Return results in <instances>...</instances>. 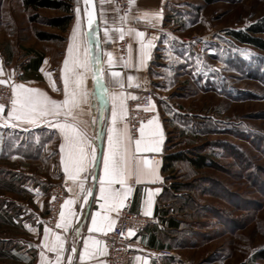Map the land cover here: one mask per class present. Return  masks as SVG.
I'll return each instance as SVG.
<instances>
[{
  "label": "rangeland",
  "instance_id": "obj_1",
  "mask_svg": "<svg viewBox=\"0 0 264 264\" xmlns=\"http://www.w3.org/2000/svg\"><path fill=\"white\" fill-rule=\"evenodd\" d=\"M34 14L23 0H0V70L10 67L11 92L20 79L16 70L37 53L52 58L62 44L36 37V31L59 35L48 21L62 14L42 10L32 22ZM263 23L264 0H168L152 71L153 105L167 123L166 154L210 162L202 170L180 162L167 174L165 208L182 220L175 264H264L256 258L264 250V50L233 36L264 40V32L252 31ZM38 142L50 147L52 158L54 134L0 127V178L22 179V194L0 189V203L11 202L16 212L36 210V188L48 196L58 184L53 162H37ZM22 234L19 227H0V238Z\"/></svg>",
  "mask_w": 264,
  "mask_h": 264
},
{
  "label": "crops",
  "instance_id": "obj_2",
  "mask_svg": "<svg viewBox=\"0 0 264 264\" xmlns=\"http://www.w3.org/2000/svg\"><path fill=\"white\" fill-rule=\"evenodd\" d=\"M89 15L92 20L91 26ZM167 16L168 0H134L127 16L118 13L115 0H75L74 19L64 34L65 40L59 45V53L52 58L42 54L43 61L37 70L23 69L20 79L11 83L12 92L14 85H23L25 88L37 89L45 93L52 100L63 101L65 76H71L73 61L87 56V71L77 68L78 72L83 73L82 87L87 92V100L77 110L80 114L76 121H72L70 116L61 115L40 117L30 122L27 119H17L15 115L10 116L11 108L5 112L0 111L2 128L17 130L21 135L54 134L57 145L52 158H50V147L46 148L42 146L43 142L42 145L38 142L35 149L41 156L37 158V162L49 164L52 161L53 169L59 174L58 183H64L67 192L62 208L64 219L61 220L60 217L56 226H52L46 222L50 194L46 196L43 189L36 188L33 200L38 204V208L27 211L22 206L23 209L12 219L11 227H19L23 232L22 236L0 238V247H5L10 256L0 257V264H57L58 253L60 264H106L107 236L116 226L122 210L126 207L134 214H141L153 220L136 241L140 252L135 254L132 264H175L173 256H163L160 253L163 250L174 253L178 235L182 234L181 229L174 230L171 227L168 216L162 212L167 204L166 176L163 172L168 142L167 123L154 107L157 113L149 120L153 123L149 125L147 121L142 126L145 128L146 140H160V151H144L142 145L141 151L136 153L135 140L140 138V132L138 137L133 139L126 120L127 99L136 98L142 92L152 89L153 65L159 49L163 47L159 36L165 28ZM141 32L144 33L142 37L138 35ZM121 36L129 39L125 56H122L118 50ZM70 46L71 55L68 52ZM66 60L69 61L67 68ZM9 68L0 71V80L7 82L11 80ZM96 69L101 70V79L107 89L106 94L96 84ZM71 87L70 80V90ZM113 112L116 113L115 123H113ZM65 120L76 123L85 131L88 145L95 149V164L80 172L76 181L69 179L64 171L62 158L65 153L61 151V145L65 143L64 133L52 126ZM125 126L131 141L128 144V154L129 157L135 155L140 164L141 175L139 182L136 176L132 175L124 186L119 183L112 185L114 189H120L122 192L127 191L129 187L132 191L124 198L122 207L109 211L107 205L101 208V204L105 202L101 199L99 191V180L104 177L103 158L109 152V135L113 136V142L116 139V132L110 130L119 131ZM153 131L157 132V135L150 137L149 133ZM144 160L151 161V166L146 167ZM56 180L52 178L49 185H54ZM81 183L84 191L81 190ZM105 183L107 184V181ZM87 191H91L92 195L86 197ZM150 198L151 203H149ZM69 200L74 203L66 205ZM98 212L99 216L96 215ZM105 215L108 220L102 219ZM93 217L97 220L96 228L92 225ZM110 222L111 228L108 227ZM0 223V227H7ZM46 228L49 230L47 241ZM57 237L60 238L59 241ZM52 247H55L56 251H51Z\"/></svg>",
  "mask_w": 264,
  "mask_h": 264
},
{
  "label": "snow or ice",
  "instance_id": "obj_3",
  "mask_svg": "<svg viewBox=\"0 0 264 264\" xmlns=\"http://www.w3.org/2000/svg\"><path fill=\"white\" fill-rule=\"evenodd\" d=\"M79 11V10H77ZM92 20L91 15H89V25L91 26ZM79 24L77 25V29ZM139 36H143L144 33H138ZM75 36V31H74ZM123 39V36H121ZM69 55L72 53L71 46L68 49ZM69 61H65V67L67 68ZM77 68H83L87 71V56L73 61V67L71 69V76H65L64 79V92L65 99L63 101H56L50 99L45 93L31 88H25L23 85H14L13 88V99L11 101V111L9 115H15L17 119H27L30 122L34 121L40 117H59L61 115L70 116L72 121H76L78 115L80 114L77 110L80 105L85 103L87 100V92L83 89V73L78 72ZM2 71V70H0ZM113 75H118L113 73ZM75 79H72V78ZM96 84L99 88L104 90L105 94L107 92L106 85L103 84L101 79V70L96 69L95 71ZM131 79V77H130ZM70 80H71V90H70ZM0 84H7V81L0 80ZM3 110V106L0 105V111ZM116 113L113 112V123H115ZM153 121H148L151 125ZM53 127L59 128L64 133L65 143L61 145V151L65 153L63 159L64 171L68 175V178L76 181L78 174L85 171L88 167L95 164V149L90 148L88 145L86 132L81 130V128L76 123H70L67 120L64 122H57L52 125ZM110 132H116V139L113 142V136L109 135V152L103 158L104 163V177L100 178V196L104 200V204H101V208L108 206V210H118L123 206L124 198L132 191L129 187L127 191L122 192L120 189H114L112 185L114 183H119L124 186L130 176L135 175L137 182L141 175V168L139 162H137L135 155L129 157L128 154V144L131 142L128 137L127 127L119 131L112 129ZM140 138L135 140V152L139 153L141 151V146L143 145L144 151L149 152H159L160 151V140L158 139H145V128L141 126L139 129ZM157 132L153 131L149 133L150 137H155ZM87 149V150H86ZM144 165L146 167L151 166V161L144 160ZM154 174V170H153ZM158 178V177H157ZM107 181V184L105 183ZM81 190L83 189V183L80 184ZM158 191V190H157ZM92 195L91 191H87L85 196ZM74 201L69 200L66 205H70ZM151 203V198L149 199ZM151 214L150 212L148 213ZM97 216L100 215L98 212ZM61 220L64 219V213H60ZM103 220H108L107 215L102 217ZM93 228H96L97 220L95 217L92 219ZM111 222L108 227L111 228ZM92 229H90L91 231ZM102 230V229H97ZM49 230L45 229V240L47 241V232ZM131 231V230H130ZM59 241L60 238L57 237ZM47 247V245H45ZM60 247H63V242H60ZM51 251H56L55 247L50 249ZM85 250H87V245H85ZM75 251V248H73ZM57 264L59 262V253L57 254Z\"/></svg>",
  "mask_w": 264,
  "mask_h": 264
},
{
  "label": "built area",
  "instance_id": "obj_4",
  "mask_svg": "<svg viewBox=\"0 0 264 264\" xmlns=\"http://www.w3.org/2000/svg\"><path fill=\"white\" fill-rule=\"evenodd\" d=\"M134 0H115L117 11L121 16H127ZM129 39L124 37L118 42V50L122 56L126 55ZM16 78L21 77V72L16 70ZM12 92L7 84H0V105L3 108H11ZM153 105V93L142 92L136 98L127 99V125L133 139L139 135L142 124L151 120L156 115ZM67 197L64 183H58L51 188L50 199L47 206L46 222L56 226L60 213ZM153 220L141 214H134L128 207L124 208L119 216L116 226L107 236L106 264H132L136 253L137 239L147 230ZM131 230V231H130ZM163 256H172L170 250L160 252Z\"/></svg>",
  "mask_w": 264,
  "mask_h": 264
},
{
  "label": "trees",
  "instance_id": "obj_5",
  "mask_svg": "<svg viewBox=\"0 0 264 264\" xmlns=\"http://www.w3.org/2000/svg\"><path fill=\"white\" fill-rule=\"evenodd\" d=\"M208 3H213L214 0H205ZM23 5L26 11H32L35 13L30 17L32 22H38L39 17L38 13L42 10H53L56 12H60L62 15L58 17L51 18L48 21V24L55 30L58 31L59 35L49 34L46 32L36 31V37L41 41H53V42H63L65 38L63 35L68 31L73 19H74V0H23ZM252 31L254 33L264 32V23L258 28H253ZM233 36L240 40L241 42L252 44L262 50H264V40L252 37L250 35H245L242 33H233ZM43 61L42 54H36L24 65V69L27 71L37 70L39 65H41ZM168 144V142H167ZM167 151V149H166ZM180 162H187L192 168L196 170H202L209 167V163L206 156L197 155L196 157H189L183 153L176 154H165L164 157V165L163 172L165 174V178L169 177L167 174L172 173L175 170V165ZM14 176V175H13ZM21 183L22 179L16 175L13 179L3 180L0 178V189L8 192L20 195L22 191L19 190L18 184ZM4 205H6V209H4ZM11 208V209H9ZM17 207L11 202L8 203H0V222L7 226H13L12 219L13 216L17 213ZM16 212V213H15ZM165 216H168V221L171 227L174 230H179L182 227V220L175 217L170 210V208H165L162 210ZM14 213V214H12ZM178 240V238H177ZM177 244V242H176ZM0 257L1 258H9V252L5 249V247H0ZM257 259L264 260V250L261 251L256 256Z\"/></svg>",
  "mask_w": 264,
  "mask_h": 264
}]
</instances>
